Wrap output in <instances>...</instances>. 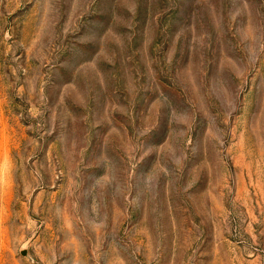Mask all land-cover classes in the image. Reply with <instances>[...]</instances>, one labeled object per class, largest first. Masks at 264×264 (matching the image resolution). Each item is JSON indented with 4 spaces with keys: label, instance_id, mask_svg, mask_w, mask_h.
<instances>
[{
    "label": "rangeland",
    "instance_id": "374dc122",
    "mask_svg": "<svg viewBox=\"0 0 264 264\" xmlns=\"http://www.w3.org/2000/svg\"><path fill=\"white\" fill-rule=\"evenodd\" d=\"M0 264H264V0H0Z\"/></svg>",
    "mask_w": 264,
    "mask_h": 264
}]
</instances>
